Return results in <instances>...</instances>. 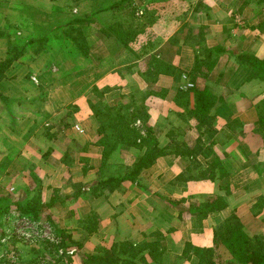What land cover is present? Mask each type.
<instances>
[{
    "label": "crops",
    "instance_id": "0c3cea01",
    "mask_svg": "<svg viewBox=\"0 0 264 264\" xmlns=\"http://www.w3.org/2000/svg\"><path fill=\"white\" fill-rule=\"evenodd\" d=\"M186 1H189L186 8L189 27L203 26L206 38L204 46L210 49L221 47L225 51L202 84H207L217 98L213 109L216 114V130L208 132L207 140L216 143L215 151L229 171V177L221 182V187L208 180L182 183V188L179 186L176 192L182 199L170 200L175 202V205H172L164 196L165 186L190 166V159L185 157V154L164 155L141 174L145 186L128 181L121 185L122 192L117 189L112 192L103 189L105 194L101 196L95 197L92 194L91 188L102 172L104 156L102 148L96 145L101 135L90 103L98 102L99 98L92 88L96 86L100 91H106L104 100L110 106L123 99L126 92H145L150 88L148 82L140 76L138 66L133 67L134 71L128 70L126 64L120 62L112 71L104 70V66L99 67V76L96 78L94 75L91 86L89 84L85 92L74 101L78 110L73 119L68 118L65 121L69 124L67 127L60 120L71 111L70 108L64 109L66 113L60 118L54 117V114L47 117L44 125L54 126L50 130L52 135L55 134L53 138L46 134L47 130L43 125L36 122L38 117L35 108L28 104L27 99H22V105L13 108L18 124L16 130L12 131L8 113L0 101V150L10 145L18 162L28 160L34 165V171L41 179L42 191L51 192L53 195L50 201L53 207L62 205L69 209V215L74 216L79 215L76 208L89 213L98 210L102 220L98 233L91 236L90 240L98 236L100 240L108 239L111 244L102 243L87 250L88 255L117 257L113 252V245L126 242L137 245L144 241H154L155 233H160L162 243L158 254L151 258L149 253H146L147 264H198L196 257H193L191 262L182 261L185 243L212 247L214 229L218 222L229 218L233 213L240 218L248 235L264 236V207L259 210V199L264 196V157H261L264 140L261 141L250 133L258 121L256 106L264 99V81L250 80L249 67L241 66L232 55L236 50L244 51L264 60V0ZM181 8L178 14L182 22ZM162 25L161 23L159 26ZM181 26L182 23L178 24V29ZM178 35L179 39L174 44L179 53L174 54L172 63L184 75L176 81L172 76L161 74L156 87L166 89L167 97H152L145 102L150 116L148 125L157 132L159 146L163 148L174 140L169 134L172 127L180 128L182 132L193 130L194 127L193 122L185 116L184 109L176 106L174 98L179 90L187 89L190 82L188 74L194 68L197 53L191 44H184L182 33ZM168 36L161 35L165 44L172 40ZM1 50L3 51L0 46V60L5 57ZM142 65L143 63L140 64ZM106 89L110 91L107 92ZM193 104L191 96L190 107H193ZM234 119H238L239 129L232 133L234 136L229 139L227 135L230 134V129L227 123ZM197 139L198 136L193 139L182 137V143L190 149ZM258 144L260 147L255 148ZM86 146L87 150L84 149ZM127 153L132 155L133 160L142 155L141 151L133 148L119 149L111 154L108 164H124ZM254 156L257 157L256 161H253ZM64 159L73 164L71 168L64 163ZM113 169L114 166L105 171V174L109 175V170ZM227 188L230 190L229 195H226ZM220 196L225 197L227 207L210 214L201 231L194 232L192 216L187 208L190 205L196 207ZM106 205L112 208L114 213L103 218L99 210ZM223 250L221 256L223 259H229L230 255ZM122 253L125 259L127 252ZM134 262L140 264L138 260Z\"/></svg>",
    "mask_w": 264,
    "mask_h": 264
},
{
    "label": "trees",
    "instance_id": "16d2710c",
    "mask_svg": "<svg viewBox=\"0 0 264 264\" xmlns=\"http://www.w3.org/2000/svg\"><path fill=\"white\" fill-rule=\"evenodd\" d=\"M154 1L113 0L108 4L96 7L90 13L91 15L83 13L81 16H77L69 12L68 17L63 16L61 18L59 16L65 13L56 11H51V15L41 12L40 14L44 13L46 17H51L44 19H38L34 15L26 17V15L20 14L16 21L9 20L7 26H0V39L7 41L9 46L5 58L0 60V101L8 113L12 131H15L17 126L13 108L22 105V99L27 98V95L22 93H27L29 87H33L34 90L40 89V95L27 98L29 103L34 106L36 115L40 114V108L43 107L50 95H48L49 87L53 89L56 85H61L72 94L74 90L78 91V88L74 86L79 85L81 87L80 93L72 94V98L80 97L89 85L75 79L77 75L80 76L85 73L82 68L83 63H89L95 69L106 65L108 70L112 71L118 65V63H114V60L118 57L121 58L120 54L123 53L124 56L120 64H126L130 71H134L133 67L138 66L140 76L148 82L149 90L145 92L136 91L130 96L128 103H121L118 107H110L105 102L104 93L106 91H100L96 86L92 88V91L99 98L97 103H90L94 114L93 118L99 124L98 132L101 135L96 145L102 148L104 154L102 172L91 188V192L95 197L105 194L103 189H108L109 192L121 189L124 182L129 181L140 184L141 174L146 169L151 168L157 159L164 155L181 156L185 154V157L190 159V166L174 179L173 184L181 185L190 181L208 180L221 187V182L229 177V171L226 170L222 158L215 151L216 143L207 140L208 132L216 130V114L213 109L217 98L211 93L207 84L202 85L225 51L221 47L210 49L204 46L206 38L203 26L189 27L185 23L175 32L177 37H172L175 40L172 39L166 44L162 37H157L153 32H147L153 26L161 25L163 20L161 19V13L154 7ZM12 8L23 10L20 7ZM57 10L60 11V9ZM107 13L111 14L110 21H107L106 18L102 20V14ZM186 14L187 11L182 13V20L183 18L186 20ZM179 15L174 20L181 25ZM96 21L100 22L101 28L93 32L91 27ZM262 26H264V22ZM93 33H99L106 39L103 43L96 42ZM146 33L147 37L145 36ZM180 33H182L184 44H191L197 53L194 68L188 74L194 87L179 90L174 98L176 106L184 109V114L187 115L188 120L195 122L198 139L190 149L186 147V144L178 142H172L164 148L160 147L157 132L152 126L148 125L150 116L145 106V102L152 97L159 99L167 97L168 91L166 89H157L156 87L161 74L172 76L176 81L182 79L184 75L172 63L174 54L179 53V49H176L174 43L178 41V34ZM162 36H167V34H162ZM144 37H146V40L143 39ZM107 39L111 43L104 45ZM97 49H99V52L96 53V58H94L92 52ZM100 49H104L105 52L101 53ZM106 51L110 52L109 56ZM25 54L32 56L34 61L45 60L43 70L37 74L38 77L36 76L41 80V83L38 86L34 84L32 80L34 72L30 70L20 82L26 87L20 86L17 89L12 87L13 93L8 94L11 73L18 68V60ZM232 54L236 56L241 66L249 67L250 80L264 81V60L244 51L236 50ZM128 56H130V59H128ZM141 63H143L142 66H140ZM69 64L71 65L70 68L67 67ZM52 65L58 66V73L52 71ZM141 67L142 69H140ZM94 75L96 78L99 76L98 73ZM106 90L107 92L110 91L109 89ZM191 96L194 100L193 107H190ZM70 101L61 102V100H57L55 103L58 110L62 108L64 103L67 104L63 108L71 109L60 120L66 127L69 124L65 121L68 118L73 119L74 113L78 110V107L72 104L74 100L70 99ZM262 102L264 105V99ZM263 107L261 105L257 108L258 121L255 124V127L258 128V131H256L261 135H264L260 133L262 129L264 130ZM50 114L45 112L44 119L40 121L36 118V122L43 125L47 130L46 134L53 138L55 134L52 135L50 130L54 126L44 125ZM138 122L143 123L145 135L137 127ZM227 127L230 129V134L227 137L231 139L234 136L232 133L239 129L238 119L230 120ZM179 131L178 129H172L169 132L170 137L176 138L175 136H178ZM127 148L139 150L142 155L133 160L131 164L113 165L114 169L109 170V175H106L105 171L113 167L108 164L111 154L119 149ZM7 149L13 150L10 145ZM84 149L87 150L88 146ZM63 161L68 167H72L73 164L67 159ZM33 191H36V194L31 196ZM229 194L230 190L227 188L226 195ZM42 197L43 191L40 188L26 191L25 197L17 200L14 197H1L0 217L12 209H17L16 211H19L21 216H26L34 221L38 220L46 211V206H51V203L49 205L44 204ZM259 200L261 202L259 210H261L264 207V196H261ZM170 203L175 205L173 201H170ZM226 207L227 201L225 197L221 196L201 203L196 207L190 205L187 211L192 216L191 222L194 232L201 231L204 221L210 214L220 212ZM98 221V214L94 211L80 221V228L88 232L89 235L97 233L99 230ZM56 230L60 234L62 244L66 246L65 232L60 229ZM161 243V239H158L144 241L137 245L129 242L115 244L113 245V252L117 254V257L87 255V262L94 264H138L134 262L138 260L140 264H147L145 254L149 253L151 258H155ZM213 244L212 247H199L190 242L185 243L182 261L191 262L192 258L196 257L198 264H264V236L248 235L244 231V224L235 213L229 218L218 222L214 229ZM222 247L229 253V259H223V256L220 257L218 250ZM123 251L127 252L125 259L123 258ZM36 253L41 254L40 252Z\"/></svg>",
    "mask_w": 264,
    "mask_h": 264
},
{
    "label": "rangeland",
    "instance_id": "374dc122",
    "mask_svg": "<svg viewBox=\"0 0 264 264\" xmlns=\"http://www.w3.org/2000/svg\"><path fill=\"white\" fill-rule=\"evenodd\" d=\"M112 1L113 0H0V26L2 27L7 26V22L9 20L16 21L20 14L26 15V17L34 15L38 19L51 18V17H46V15L44 14L46 13L48 15H51V11L65 13L60 15L59 16L60 18L63 16L68 17L70 15L69 12L77 16H81V14L83 13H86L87 15H91L90 13L96 7L108 4ZM188 3L189 1L186 0H165V1L155 0L153 4L154 7L157 8L158 11L161 13L160 14L161 19H163L161 23L163 25L155 26L154 29L150 28L151 30L149 29L147 30V32L149 33L153 32L157 37H161V35L165 33L169 35L168 37H170V39H173L172 37L174 36L177 37L175 32L178 29V24L177 21L174 20V18L178 16V12H180L179 10L180 7H182L181 8L182 13L186 12ZM12 7H20L23 8V10L22 11L15 10ZM57 9H60V11H58ZM41 12L44 13L40 14ZM105 18L107 19V21H110L111 14L108 13L102 14V20H104ZM185 23L188 24L189 22L188 20H185L183 18L182 25H184ZM100 28H101L100 22L98 21H96V23H93V26L91 27V29H93V32ZM167 28L169 29V31ZM145 36L146 37L148 36L147 33L145 34ZM146 37H144L143 39L146 40ZM93 38L96 42H102V43H103V39H106L102 37L101 34L99 33H93ZM107 43H109L108 39L105 40L104 45H107ZM0 46L3 49V51L1 50V52L4 53V55L6 56L9 47L7 41L0 39ZM100 50L101 53L105 52L104 49H100ZM98 52L99 49L93 50L92 53L94 58H96L95 55ZM106 53L108 52L106 51ZM109 54L110 52L107 55L109 56ZM120 55L121 58L118 57L116 58V60H114L115 64L122 61L124 55L123 53ZM44 62L45 60L34 61V58H32V56H30L29 54H25L22 58H20L18 60V65H19L18 68L11 73V77L9 79V85L11 86V89L9 86L8 94L13 93L12 87H15L16 89L19 88L20 86L26 87L23 83L20 82L23 80L22 78H24L26 73H28L30 70L34 72L33 74L35 75H33V81L34 84L38 86L41 83V80L37 78L38 77L37 74H39L43 70V67L45 65ZM70 66L71 65L69 64V66L67 67L70 68ZM82 68L85 70V73L80 76L77 75L75 79H77L76 81L78 82H84V84H90L91 86L93 82L94 74L98 73L99 69L97 67H96L97 69L93 68V66L89 63H83ZM51 69L54 73H58L59 71L58 66L55 65H52ZM107 69L108 66L105 65L104 70ZM25 84L28 83L25 82ZM74 87H77L78 91L74 90L72 94L74 95L78 92L80 93L81 87L79 85H76ZM39 90L38 89L34 90L33 87L32 88L29 87L27 92L28 94L25 92L22 93L23 91L21 93L23 95L26 94L27 98H29L32 96L40 95ZM133 93L135 92H130L128 94L126 92L125 94L126 96L123 99L117 101L116 104H114L113 106L110 105L109 106L118 107V105H120L121 103H126V102L128 103L130 101V96L133 95ZM72 94L61 85H56L53 89H50L49 87L48 89L49 97L45 101L43 107H41L39 110L40 114L37 115L38 120L41 121L44 119L45 112L54 114V117L56 118H60L61 115H64L66 112H64L63 110L66 108L63 107L67 103H64L62 108L59 110L56 109L55 103L57 100H61V102H66V101H70V99L76 102L78 97L74 99L72 98ZM262 101L263 100H260L258 102V105L256 106L257 108L261 105L264 106ZM28 104L32 105L29 103V101ZM192 122L194 125L193 130H189V131L185 130L182 132L180 128L172 127L171 130L172 129L180 130L178 132V136H175L176 138H172V140L175 139L172 142L182 143V137L183 139H187V138L193 139L195 138V136H198V132L195 128V122L194 121ZM142 126L143 123L141 122L137 123V127H139L140 130L142 131V134L145 135V129H143ZM256 130L258 131V128H256L254 125L253 129L251 130L252 132H250L252 136L258 137L261 141L264 140V135L259 134ZM262 131L260 133L264 134L263 129ZM262 145H264V143H262ZM258 147H260L259 144L255 146V148ZM13 153H14L13 151H9L7 148H2L0 150V198L8 196V197H14L17 200L21 197H25V193L28 190L39 189V188L41 189V185H40L41 182L39 176L34 171V165L30 164L28 160L18 162V159L15 157V154ZM131 156L132 155H129L128 153L126 154L125 163L130 164L133 162ZM261 157H264V151L262 152ZM256 159L257 157L254 156L253 161H256ZM9 167L10 170L8 171ZM141 178L142 177L140 176L139 178L140 184L138 185L145 186L146 184L142 182ZM173 181L169 182L168 185L165 186L166 189L164 196L167 197L166 200L168 201L170 200L178 201L182 199L178 197L176 193L179 189L178 188L179 186L180 188H182V184L181 185H177L176 183L173 184ZM149 183L152 184L150 180ZM118 191L122 192L123 190L118 189ZM35 194L36 191H33L31 193V196ZM63 195H65V192H63ZM52 197L53 195L51 192H43L42 199L44 204L49 205L51 203L50 201ZM60 197L62 198L63 196L61 195ZM62 202L60 204H62ZM61 206L62 205H55L53 207L52 204L51 206L50 205L46 206L47 209L44 212V214L41 215L40 219L35 221L26 216H21L20 212L16 211L17 209H12L8 213L2 214V216L0 217V264H82L85 262L88 263L87 262L88 253H86L87 250H91L102 243H105L107 245L111 244L110 242H108V239L100 240L98 236L93 238V240H90L91 239L90 237L96 233L89 235L88 232L80 228V221L90 213L94 212L95 210H92L89 213L86 210L76 208L77 212H79L78 213L79 215L74 216V215H69L70 213V212L68 213L69 209ZM106 206L108 207V205ZM106 206L99 210L103 214V218L108 217L112 213H114V210L112 208L110 209V207L107 208ZM71 209L72 208H70V210ZM97 211L95 212L98 214ZM47 214L49 217L47 216ZM98 217H99L98 222L100 224L102 218L99 214ZM56 229H60L65 232L66 235L65 239L67 241L66 246L62 244L60 234L56 232L57 231ZM159 234L160 233H155L154 239L156 240L161 239L159 238L160 236ZM223 249L225 248L222 247L221 249L219 248L218 250L220 257H221L220 253H223L224 251ZM36 252H40L41 254H38ZM227 254L229 253L227 252Z\"/></svg>",
    "mask_w": 264,
    "mask_h": 264
},
{
    "label": "built area",
    "instance_id": "2783aa9c",
    "mask_svg": "<svg viewBox=\"0 0 264 264\" xmlns=\"http://www.w3.org/2000/svg\"><path fill=\"white\" fill-rule=\"evenodd\" d=\"M193 87H194V85H193L191 82H189L186 88H187V89H190V88H193ZM78 130H79V129H78Z\"/></svg>",
    "mask_w": 264,
    "mask_h": 264
}]
</instances>
